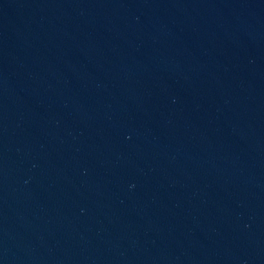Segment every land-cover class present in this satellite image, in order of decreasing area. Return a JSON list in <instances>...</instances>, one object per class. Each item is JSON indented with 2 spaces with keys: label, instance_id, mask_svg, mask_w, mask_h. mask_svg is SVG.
Segmentation results:
<instances>
[{
  "label": "water",
  "instance_id": "water-1",
  "mask_svg": "<svg viewBox=\"0 0 264 264\" xmlns=\"http://www.w3.org/2000/svg\"><path fill=\"white\" fill-rule=\"evenodd\" d=\"M0 264H264V0H0Z\"/></svg>",
  "mask_w": 264,
  "mask_h": 264
}]
</instances>
